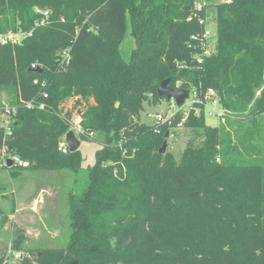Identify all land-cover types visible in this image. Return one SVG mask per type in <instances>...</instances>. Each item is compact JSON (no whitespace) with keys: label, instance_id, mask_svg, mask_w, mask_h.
<instances>
[{"label":"trees","instance_id":"1","mask_svg":"<svg viewBox=\"0 0 264 264\" xmlns=\"http://www.w3.org/2000/svg\"><path fill=\"white\" fill-rule=\"evenodd\" d=\"M204 2L197 11L194 0H0V32H32L0 46V93L12 88L8 105L19 106L12 132L0 127V150L30 165L12 175L79 170L80 149L57 150L79 98L93 101L79 139L104 136L87 187L71 199L73 241L67 253L49 250L47 264H264V0ZM208 9L216 45L198 63ZM128 17L135 46L125 60ZM166 79L204 102L213 89L223 111L208 126L195 105L184 126L203 141L179 160L160 154L161 126L141 122L149 97L164 101ZM31 101L45 108L24 107ZM12 257L0 253V264Z\"/></svg>","mask_w":264,"mask_h":264},{"label":"rangeland","instance_id":"2","mask_svg":"<svg viewBox=\"0 0 264 264\" xmlns=\"http://www.w3.org/2000/svg\"><path fill=\"white\" fill-rule=\"evenodd\" d=\"M207 12H209V19L206 28L212 29L214 36L206 43L214 51L216 45L214 15L209 9ZM129 20L128 17V31L120 46L121 54L125 60L130 59L131 51L135 46L134 39L130 34ZM13 96L12 88L2 91L0 107L7 105ZM90 99L89 97L79 98L81 103L79 106L70 100L65 102V107L66 109L68 107L69 110L74 104L72 106L73 117L80 118L75 122H82L80 115L93 104ZM149 99L141 113V122L151 124L156 121L157 117L163 119L164 122L157 125L161 126L158 134L166 132L164 140L159 146L161 149L164 143L167 144L165 154L172 155L179 160L189 144L201 145L203 137L199 131L184 126L192 109H195L199 115L200 108L185 105L182 109H171L167 99H164L159 105L155 104L153 98L149 97ZM210 103H208L209 106L204 114L207 120L217 122L220 116H210L211 113H214ZM218 110L223 112L221 109ZM77 130L78 128L73 129L79 138ZM167 134L168 137H166ZM92 137L94 139L87 142L80 140L83 163L79 170L72 168L56 171L33 169L21 172L19 176H13V173L19 172L18 169H0V253L6 256L13 255L6 264H20L22 259H28L31 264H47L50 259L49 250H60L67 253L73 241V235L77 231L76 227L72 225L71 219L72 215L75 216L71 207L72 196L80 195L87 187L88 173L95 163V152L104 146L102 133L96 132ZM74 211L78 212L79 209ZM19 239L22 243L19 251L21 257L16 259L15 255L18 252L14 254L15 251L12 250L15 241Z\"/></svg>","mask_w":264,"mask_h":264},{"label":"built area","instance_id":"3","mask_svg":"<svg viewBox=\"0 0 264 264\" xmlns=\"http://www.w3.org/2000/svg\"><path fill=\"white\" fill-rule=\"evenodd\" d=\"M205 0H194V6L195 9L197 11H202L203 7L206 5V2H204ZM227 3H232L233 0H225ZM45 17H43L42 20L40 21H36L35 22V27H39V26H43L48 15L49 12H44L43 13ZM197 15H194L193 17H190L188 20H192L194 18H196ZM200 24L203 25L205 27V32L203 34V39L200 41V46L205 47V50L203 52L202 56H198V55H194L193 58H196V60L198 61V63H201L203 61V57L204 56H209L211 54V47L209 45H207V41L210 40L211 37H213V31L212 29H208L206 28L207 25V20H200ZM32 36V32L29 33H21L20 31L18 32H9L6 34H3L0 32V46H7V45H11V46H15V45H19L21 44V42L27 38V37H31ZM216 38V37H215ZM68 51L65 50L63 52V56L67 55ZM32 69L36 70L39 68L38 65L33 64ZM175 90H188L189 91V97L188 99L185 101L184 105L182 107H178L176 101L174 100V98L172 99H167L168 102H170V108L174 109H182L185 105H188L189 107L195 106L196 104H199L200 106H204L205 108V113H206V109L209 106V102H211L210 104L212 105V111L214 113H211L210 116L212 117H218V116H222L223 112H221L220 110V105H219V98H218V94L213 90H209L206 93L205 96V102L201 100L197 89L192 86L189 89H181L179 86H177L176 88H174ZM44 98H47V94L43 95ZM18 105L17 106H13V105H4L3 107H0V127L3 128L5 130V133H11L12 132V127L13 124L16 121V115H17V111H18ZM24 107H26L27 109H34V108H38L40 110H43L45 108V105L43 103H40L38 105H36L35 103L31 102H26L24 103ZM215 107L218 109H215ZM80 118H77L75 121H77ZM79 121V120H78ZM161 122H164L163 119L161 117H157L156 121H154V123L151 124H160ZM81 123V122H80ZM80 123L75 122L74 128H78V133L81 130L80 128ZM150 124V123H149ZM160 126V125H159ZM73 128V129H74ZM157 132V131H156ZM159 132V131H158ZM57 150L60 153L63 154H68L70 152V149L66 143V134L62 137L61 142L58 145ZM7 150L4 148L3 150H0V169L5 168L8 166V161L11 160L12 161V166L14 168H22L24 170L29 168V163L27 161H24L22 159H20L18 156H14V155H9L7 152ZM16 254V253H15ZM21 254L17 253L15 255V258H20Z\"/></svg>","mask_w":264,"mask_h":264},{"label":"water","instance_id":"4","mask_svg":"<svg viewBox=\"0 0 264 264\" xmlns=\"http://www.w3.org/2000/svg\"><path fill=\"white\" fill-rule=\"evenodd\" d=\"M170 79L164 80L161 85L158 88V96L165 99H172L177 103L178 107H182L185 103V101L189 97V91L188 90H175L173 87L170 86ZM216 121L214 120H207L208 126H214L216 125ZM168 137V134L166 135ZM66 143L70 149L71 153H74L80 149L81 141L77 137L76 133L74 131H70L66 134ZM167 144L164 143L163 147L160 149V154L166 153ZM12 166V161H8V167Z\"/></svg>","mask_w":264,"mask_h":264}]
</instances>
